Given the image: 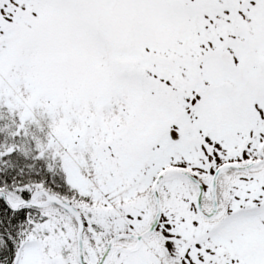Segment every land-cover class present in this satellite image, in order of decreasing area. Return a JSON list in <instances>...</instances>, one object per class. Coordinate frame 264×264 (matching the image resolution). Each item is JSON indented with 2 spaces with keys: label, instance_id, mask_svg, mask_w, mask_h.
Returning <instances> with one entry per match:
<instances>
[{
  "label": "snow or ice",
  "instance_id": "obj_1",
  "mask_svg": "<svg viewBox=\"0 0 264 264\" xmlns=\"http://www.w3.org/2000/svg\"><path fill=\"white\" fill-rule=\"evenodd\" d=\"M0 264H264V0H0Z\"/></svg>",
  "mask_w": 264,
  "mask_h": 264
}]
</instances>
